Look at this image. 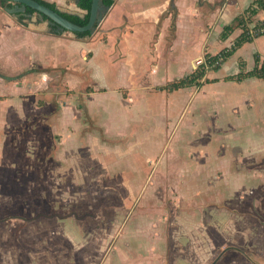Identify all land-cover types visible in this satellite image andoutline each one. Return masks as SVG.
I'll return each instance as SVG.
<instances>
[{
    "label": "rangeland",
    "instance_id": "374dc122",
    "mask_svg": "<svg viewBox=\"0 0 264 264\" xmlns=\"http://www.w3.org/2000/svg\"><path fill=\"white\" fill-rule=\"evenodd\" d=\"M203 60L176 69L174 76L187 75ZM163 73L155 79L144 72L141 93L126 95L136 105L131 110L122 112L114 99L106 102L104 117L120 118L106 125L109 143L133 139L122 146L124 155L92 158L89 143L81 141L79 158L59 155L60 162L54 159L63 146L62 133L51 123L55 111L39 106L69 98L77 107L89 102L95 109L97 94L87 96L85 88L72 94L41 74L31 81L38 87L18 106L7 87L12 80L0 77V95L6 97L0 101V264H264V110H235L257 86L222 83L168 95L156 89L169 80ZM157 109L160 119L152 116ZM99 122L84 111L78 135L86 141L87 133H95L97 144L107 146ZM213 144L219 145L214 167L205 158ZM137 163L148 174L131 168ZM143 177L149 188L138 192L108 189L128 179L136 186ZM207 177L212 184L219 180L215 200L205 201ZM75 178L78 189L69 186Z\"/></svg>",
    "mask_w": 264,
    "mask_h": 264
},
{
    "label": "crops",
    "instance_id": "0c3cea01",
    "mask_svg": "<svg viewBox=\"0 0 264 264\" xmlns=\"http://www.w3.org/2000/svg\"><path fill=\"white\" fill-rule=\"evenodd\" d=\"M44 1L55 4L61 12L81 16L86 14V11L79 7L77 0ZM112 1L113 4L104 13L105 16L96 30L90 37L85 38H78L70 32H65L62 35L54 34L50 22L41 19L37 13L9 14L6 12L9 7L2 6L0 3V77L12 80L7 87L9 90L12 91L13 89L15 91L14 95L18 98L13 102L16 105L24 104L23 96L31 94V91L38 87L36 84H31V81L41 74H45L52 80H57L60 87L67 88L72 94L76 95V92H79L81 88H85L84 91L87 96L97 94L95 98L97 104H93L95 109L89 102L87 107L84 104L77 107L74 99L69 98H63L66 103L48 102L39 106L40 111H55L52 113L51 123L57 131L62 133L60 137L63 142L59 153L54 157L59 162L61 161L60 156L65 157L69 153H71V156L77 155L79 158L81 141L85 144L89 143L88 149L92 158L102 157V154L118 153L124 155L122 146L131 144L133 139L127 141L123 136L124 142H122V134H120L121 136H118L121 138L120 142L109 143L112 140L110 139L112 135L108 133L106 125L111 118L108 119V115L107 118L104 117L103 111L108 110L106 102L114 99L122 112L131 110L136 105L128 102L129 97L126 95L137 96L141 93L144 88L139 84H143L145 71L155 79H159L160 75H157L160 71H163L162 77L169 78L165 83L156 87L158 93H163L165 90L160 89L161 86H165L174 79L190 75L196 68L194 67L193 71L184 76H174L176 69L183 72L185 66L188 69L194 61L206 54L216 55L223 49L230 48L241 34V29L233 30L227 38L222 39L221 34L225 26L232 24L254 2V0ZM15 5L13 3V7ZM102 6L106 7L103 3ZM258 18H264V14L261 13ZM213 46H216L217 49L214 50ZM256 56H260L264 60V35L245 43L239 48L219 69L221 73L209 72L207 77L217 79L215 82L205 84L200 88L192 86L166 92L168 95H174L192 88L202 89L222 83L234 85L249 83L254 87L257 86V88L246 93L251 94L249 98L242 95L235 110L247 113L258 106L264 110V78H247L240 82L224 80L226 76L254 69ZM173 77L176 78L172 79ZM38 85L45 87L43 82H38ZM0 88H2L1 83ZM2 93L4 92H0V94ZM107 94H111L113 97L111 98ZM14 95L12 93L8 94L9 98L6 100L12 99L11 97ZM4 97L0 95V101L1 99L4 100ZM202 109L203 107L200 106V111ZM184 110L185 108L182 107L177 122L180 121ZM84 111L87 112L90 119L94 120L99 117L100 122L98 125H101L104 129V138L109 139V141H103L107 146L97 144V140L94 138L95 133H87L86 141L82 140L85 136L81 138V135H78L81 113L83 114ZM99 111L103 113L104 120H102ZM153 111L152 116L162 118L159 109ZM93 116L94 118H92ZM215 117H219V112ZM119 120L120 118L113 117L109 123L111 125L119 124ZM84 121L86 123V118H84ZM124 121L126 122V119ZM128 121L138 123L136 116L133 118L128 116ZM163 123H166V115H164ZM246 125L247 123L244 124V126ZM248 125H251L249 121ZM165 126L169 128V123L167 122ZM175 127L171 133H173ZM115 131H118L116 133L118 135L121 132L119 129ZM193 141L191 140L190 144L193 145ZM208 152L214 155L210 156L207 154ZM186 153H184V156H186ZM130 154L138 157V154L133 152H130ZM176 155L179 158L181 152L180 155L178 153ZM176 155H174L175 159ZM205 156L209 165L219 166L215 164H218L219 160H213L219 158V145H211L210 150L205 151ZM147 160H145V164H147ZM74 164L78 166V176L80 174L79 161ZM106 165L107 163L103 162V170L106 169ZM195 166L201 168L200 173L203 172V167L200 165H194L193 167ZM131 168L135 170L143 169V171L141 170L142 174H148V168H144L143 163H137ZM158 168L160 167L158 166ZM141 179L140 184L136 186L131 185V180L128 179L122 184L109 185L108 189H115L128 194L144 189V185L149 188L148 184H144L146 177ZM208 179L207 177L209 189L206 186L205 192L209 198L206 197L205 201L215 200V196L219 197V193H217L219 180L214 181L215 184H212L213 182H209ZM211 185H213L215 191L210 189ZM69 186H75L73 189L76 187L78 189L77 178ZM125 200L126 202L123 203L122 208L127 213L129 199Z\"/></svg>",
    "mask_w": 264,
    "mask_h": 264
},
{
    "label": "trees",
    "instance_id": "16d2710c",
    "mask_svg": "<svg viewBox=\"0 0 264 264\" xmlns=\"http://www.w3.org/2000/svg\"><path fill=\"white\" fill-rule=\"evenodd\" d=\"M39 3L50 7L51 9L59 12L63 17L69 21L85 26L89 22L90 10L93 0H80L79 7L86 11V14L81 16L77 14H70L66 12H61L57 6L53 3L46 2L44 0H36ZM106 7H110L113 4L112 0H101ZM2 6H7L9 8L13 7V3L8 0H0ZM264 9V0H254L252 5L248 7L245 12L240 14L232 24L225 26L221 38H227L233 30L240 28L241 34L237 37L234 44L230 48L223 49L216 55L206 54L203 57V61L196 67V69L188 76L174 79L169 81L165 86H161L160 89L172 92L177 91L182 88L196 86L198 88L205 84L213 83L217 79H209L207 77L208 73L211 71H218L222 68L223 64L232 56L239 48H241L245 43L251 42L255 38L264 35V18L259 19L258 16L262 13ZM28 14L37 13L36 11L28 8L26 10ZM45 20H48L45 18ZM49 21V20H48ZM255 23L253 27L251 24ZM98 24L95 25V29ZM52 31L54 34L62 35L67 32L60 29L57 25H52ZM93 32L85 33H74L78 38L90 37ZM256 66L254 69L249 71H240L236 75L226 76L225 81H243L247 78H264V60L260 56H256Z\"/></svg>",
    "mask_w": 264,
    "mask_h": 264
},
{
    "label": "water",
    "instance_id": "95a60500",
    "mask_svg": "<svg viewBox=\"0 0 264 264\" xmlns=\"http://www.w3.org/2000/svg\"><path fill=\"white\" fill-rule=\"evenodd\" d=\"M9 2L15 3V7L7 8L6 12L9 14H22L25 13L28 8L37 12L41 19L47 18L51 25H57L60 29L70 33H85L94 32L95 25L100 24L104 18V13L109 7H103L101 0H93L90 10L89 22L85 26L77 25L65 17L59 12L47 7L36 0H8ZM80 0H77L79 4ZM196 68V66H195ZM216 261L214 262V264Z\"/></svg>",
    "mask_w": 264,
    "mask_h": 264
},
{
    "label": "built area",
    "instance_id": "2783aa9c",
    "mask_svg": "<svg viewBox=\"0 0 264 264\" xmlns=\"http://www.w3.org/2000/svg\"><path fill=\"white\" fill-rule=\"evenodd\" d=\"M262 13L264 14V9H263ZM254 24H255V23H252V24H251V27H253ZM201 62H202V61H201ZM201 62H199V64H200ZM199 64H198V65H199ZM196 67H197V65H196Z\"/></svg>",
    "mask_w": 264,
    "mask_h": 264
},
{
    "label": "flooded vegetation",
    "instance_id": "af4514ba",
    "mask_svg": "<svg viewBox=\"0 0 264 264\" xmlns=\"http://www.w3.org/2000/svg\"><path fill=\"white\" fill-rule=\"evenodd\" d=\"M14 5H15V3H14Z\"/></svg>",
    "mask_w": 264,
    "mask_h": 264
}]
</instances>
